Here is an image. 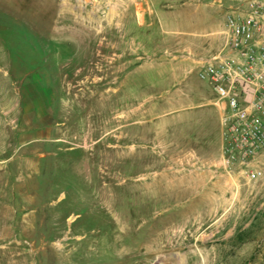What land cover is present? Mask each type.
<instances>
[{
  "label": "rangeland",
  "instance_id": "374dc122",
  "mask_svg": "<svg viewBox=\"0 0 264 264\" xmlns=\"http://www.w3.org/2000/svg\"><path fill=\"white\" fill-rule=\"evenodd\" d=\"M246 1L0 0V264H264L197 76Z\"/></svg>",
  "mask_w": 264,
  "mask_h": 264
},
{
  "label": "built area",
  "instance_id": "2783aa9c",
  "mask_svg": "<svg viewBox=\"0 0 264 264\" xmlns=\"http://www.w3.org/2000/svg\"><path fill=\"white\" fill-rule=\"evenodd\" d=\"M112 0H76L82 9L107 10ZM220 45L197 60V76L218 112V168L248 182L264 179V0H247L224 15Z\"/></svg>",
  "mask_w": 264,
  "mask_h": 264
},
{
  "label": "trees",
  "instance_id": "16d2710c",
  "mask_svg": "<svg viewBox=\"0 0 264 264\" xmlns=\"http://www.w3.org/2000/svg\"><path fill=\"white\" fill-rule=\"evenodd\" d=\"M252 232V229L251 228H248V229H245V230H242V231H238L235 236H234V239L235 241L240 244L246 240H249L250 238V234Z\"/></svg>",
  "mask_w": 264,
  "mask_h": 264
}]
</instances>
